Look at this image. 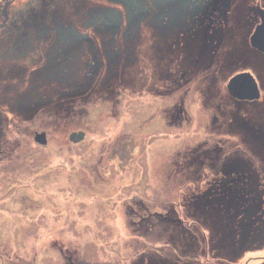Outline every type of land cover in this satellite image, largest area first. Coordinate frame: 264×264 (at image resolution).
I'll use <instances>...</instances> for the list:
<instances>
[{"label":"rangeland","instance_id":"374dc122","mask_svg":"<svg viewBox=\"0 0 264 264\" xmlns=\"http://www.w3.org/2000/svg\"><path fill=\"white\" fill-rule=\"evenodd\" d=\"M147 34L132 46L135 60L125 72L83 104L43 108L36 123L18 122L19 97L2 92L1 111L16 122H0V264H155L175 256L185 264H264V244L239 238L260 223L226 205L222 220L217 201L224 198L216 197L241 176L264 191V144L249 133L252 123L264 133V100L238 102L227 91L243 73L263 85L264 58L242 30L230 45L249 62L194 79L193 88L165 84L156 94L181 58L151 71ZM149 76L154 92H137V81ZM79 132L84 139L71 142ZM43 133L47 143H36ZM226 192L227 205L242 201Z\"/></svg>","mask_w":264,"mask_h":264},{"label":"flooded vegetation","instance_id":"af4514ba","mask_svg":"<svg viewBox=\"0 0 264 264\" xmlns=\"http://www.w3.org/2000/svg\"><path fill=\"white\" fill-rule=\"evenodd\" d=\"M14 2L0 0V122L6 127L16 121L1 111L2 104H7L3 91L19 97L14 105L15 114L23 124L41 120L37 112L43 108L61 107L72 98L88 100L97 80L100 85H107L132 65L135 60L132 46L135 47L143 29L151 38L152 57L147 66L151 71L181 58L178 70H165L161 66L165 68V81L157 85L156 94H164L160 90L165 84H173L168 85L170 90L183 84L193 88L194 79L209 80L227 64L236 67V61L249 62V57H237L230 45L242 30L248 33L245 40L250 47L264 58L251 45L255 29L262 24L264 0H26L20 6H14ZM249 65L246 68L250 69ZM139 69L135 68L141 74L143 69ZM134 76L137 79L138 75ZM257 82L264 90V83L260 84L258 78ZM154 89L151 76L137 81V92L150 93ZM229 95L238 102H249ZM262 100L264 95L259 92V99L252 102ZM29 111L19 120L20 114ZM244 126H248L246 120ZM261 128L252 123L249 133L263 145ZM243 180L247 178L241 176L231 182L239 184ZM226 202V199L217 201L222 220L227 221L224 214L228 212L223 208L226 205L235 215L252 216L248 224L259 222L263 227L243 228L240 242L264 244V201H233L234 206ZM21 264L32 263L25 260ZM155 264L185 263L175 256L168 262Z\"/></svg>","mask_w":264,"mask_h":264},{"label":"water","instance_id":"95a60500","mask_svg":"<svg viewBox=\"0 0 264 264\" xmlns=\"http://www.w3.org/2000/svg\"><path fill=\"white\" fill-rule=\"evenodd\" d=\"M262 24H260L251 37V45L259 52L264 54V14H261ZM227 89L230 94L240 100H257L259 99V91L256 80L249 73L239 74L233 77L228 85ZM84 139V133H73L70 136V141L77 144ZM36 143H47L46 135L37 134L35 136Z\"/></svg>","mask_w":264,"mask_h":264},{"label":"trees","instance_id":"16d2710c","mask_svg":"<svg viewBox=\"0 0 264 264\" xmlns=\"http://www.w3.org/2000/svg\"><path fill=\"white\" fill-rule=\"evenodd\" d=\"M78 100H81V99H78ZM3 148H4V146H3ZM0 157H1V154H0ZM99 163L102 164L100 161H99ZM100 164H98V166ZM96 174L99 176V175L103 174V172L99 170V172H96ZM107 182H108V179H107L106 183ZM101 183H102V180L97 181V184H101ZM227 183H228V181L226 182L225 186L223 187L224 190H225V193H227L226 191L228 189L229 191L230 190L232 191L231 193L234 196L236 194H239L238 197H242V201H248V200H251V201H264L263 193H258V187L256 185H254L253 181H250L248 183L247 181L243 180L239 184L229 181L228 184H230V186ZM225 193L219 195L218 192H217L216 197H218V198L222 197L224 199H227V196L225 195ZM230 196H232V195H230Z\"/></svg>","mask_w":264,"mask_h":264},{"label":"bare ground","instance_id":"6f19581e","mask_svg":"<svg viewBox=\"0 0 264 264\" xmlns=\"http://www.w3.org/2000/svg\"><path fill=\"white\" fill-rule=\"evenodd\" d=\"M133 15V17H135V18H139L137 15H135V14H131V16ZM100 82L101 81H99V80H97L96 81V83L95 84H92V86H93V89L92 90H95V89H97V88H99V86H101L100 85ZM68 97H64V99L66 100ZM79 99V98H78ZM68 100H71V101H69L68 103H66V101H64L62 104H61V107L62 108H58V112H59V109H61V110H63L64 109V107H65V109L64 110H66L67 109V107L70 105V104H73L75 101H73V98L72 99H68ZM81 100L82 101H86L87 100V98H81ZM78 101V100H77ZM66 105V106H65ZM174 118V117H173ZM225 180H222V182H224Z\"/></svg>","mask_w":264,"mask_h":264}]
</instances>
